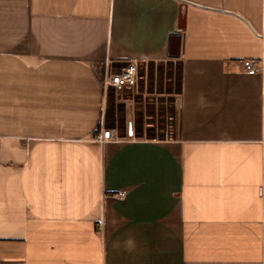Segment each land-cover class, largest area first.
Instances as JSON below:
<instances>
[{"label":"crops","instance_id":"0c3cea01","mask_svg":"<svg viewBox=\"0 0 264 264\" xmlns=\"http://www.w3.org/2000/svg\"><path fill=\"white\" fill-rule=\"evenodd\" d=\"M165 60L177 134L107 126ZM0 264H264V0H0Z\"/></svg>","mask_w":264,"mask_h":264},{"label":"rangeland","instance_id":"374dc122","mask_svg":"<svg viewBox=\"0 0 264 264\" xmlns=\"http://www.w3.org/2000/svg\"><path fill=\"white\" fill-rule=\"evenodd\" d=\"M181 67L171 60L137 64V84L116 90L108 87L105 121L137 136L174 137L178 130Z\"/></svg>","mask_w":264,"mask_h":264},{"label":"built area","instance_id":"2783aa9c","mask_svg":"<svg viewBox=\"0 0 264 264\" xmlns=\"http://www.w3.org/2000/svg\"><path fill=\"white\" fill-rule=\"evenodd\" d=\"M244 68L249 73H254V60L246 58L242 60ZM102 82L105 87L112 86L116 90H120L124 87H134L137 84V64L135 62H127L126 64L115 69L112 67H106L101 71ZM97 138L100 141L111 140L118 138L114 135L110 128H102ZM98 229L102 228V220H98Z\"/></svg>","mask_w":264,"mask_h":264},{"label":"water","instance_id":"95a60500","mask_svg":"<svg viewBox=\"0 0 264 264\" xmlns=\"http://www.w3.org/2000/svg\"><path fill=\"white\" fill-rule=\"evenodd\" d=\"M177 36V45H178V50H179V52H180V47H181V36L179 35V34H177L176 35ZM172 40V39H171ZM170 40V41H171ZM179 52L177 53V55L176 56H178L179 55Z\"/></svg>","mask_w":264,"mask_h":264}]
</instances>
